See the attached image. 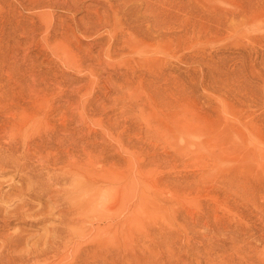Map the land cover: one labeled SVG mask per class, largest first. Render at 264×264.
Here are the masks:
<instances>
[{"label": "rangeland", "instance_id": "rangeland-1", "mask_svg": "<svg viewBox=\"0 0 264 264\" xmlns=\"http://www.w3.org/2000/svg\"><path fill=\"white\" fill-rule=\"evenodd\" d=\"M9 145L27 165L0 169V217L29 205L1 232L24 236L18 264L77 228L20 187L63 169L85 263L264 264V0H0Z\"/></svg>", "mask_w": 264, "mask_h": 264}, {"label": "bare ground", "instance_id": "bare-ground-1", "mask_svg": "<svg viewBox=\"0 0 264 264\" xmlns=\"http://www.w3.org/2000/svg\"><path fill=\"white\" fill-rule=\"evenodd\" d=\"M5 132V131H4ZM4 135V134H3ZM3 138V137H2ZM15 139V138H14ZM39 139V138H38ZM11 141H13V140H11ZM37 142V141H36ZM42 142V141H41ZM24 143H25V141H24ZM40 143V142H39ZM38 143V144H39ZM10 144V143H9ZM40 144H42V143H40ZM35 145H37V144H35ZM13 146H14V144H13ZM47 146V145H46ZM29 147V146H28ZM32 147V146H31ZM5 148H6V146H5ZM3 149V148H0V169H2V168H8V169H10V168H12V167H14V168H16L17 170H22L23 168H24V170H26L27 168H26V166L25 165H23L24 167H22L21 165H22V163H21V165L19 164V158H17V156H15V152H16V150H14L13 149V147L12 146H8L6 149ZM16 148H17V146H16ZM38 148V147H37ZM40 148V147H39ZM51 149V148H50ZM24 150V149H23ZM29 150V149H28ZM79 151V150H78ZM24 152V151H23ZM26 153H29L30 154V152H26ZM24 154H25V152H24ZM18 155H19V153H18ZM67 155V154H66ZM20 156H21V154H20ZM28 157V156H27ZM26 158V157H25ZM29 158H30V156H29ZM48 160V159H47ZM60 160V157L59 156H57V157H55V158H53L52 159V165H53V167L55 166L56 167V165H57V163H58V161ZM76 160V159H75ZM24 162V161H23ZM29 162V161H28ZM77 162V161H76ZM49 164V163H48ZM33 165V164H32ZM75 165H76V163H75ZM49 166V165H48ZM47 166V167H48ZM44 167V166H43ZM52 168V167H51ZM59 168V167H58ZM44 169V168H43ZM59 171H61L62 169H58ZM64 170V169H63ZM62 170V172H60V173H58V174H53L52 176H49L48 177V179L46 180V183H38V181H36V179L34 178V177H32V178H29V179H27V181H25L24 183H22V185L20 186V187H24V188H26L27 189V194H29L30 195V197L32 198V199H34V200H39V199H41V198H43V197H46V198H48V200L50 201V208L51 209H53V210H55L57 207H60V208H58V210H57V214L56 215H58V217H56L58 220H59V222H58V224H59V227L60 226H68V225H70V224H76L77 225V228H75V229H73V230H75L72 234H70L69 235V237H67V238H64V237H62V235H63V233L64 232H61L60 231V229L58 230V228H57V232L55 231V229L54 230H52V231H55L54 232V235H55V237H53V239L52 240H48L47 242H45V243H43V245H41V246H43V248L41 249V250H37V251H33V257H32V259H33V261L34 262H36V263H39L40 262V260L39 259H41L42 257H47L46 255L47 254H49V253H51V255H53L52 257L54 258V259H64V258H66L67 256H68V254H67V252H68V250L69 251H71V252H69L70 253V257H72V259H73V262H70L69 264H75V262H77V264H88V263H85L86 261H84V258H83V256H86V251H83V249H82V246H81V244L84 242H82V239H83V232L85 231H83L82 230V228H83V225H86V224H83V217H84V214L82 215V211H80V210H84V209H79L80 208V206H79V204L80 203H82V202H80V200L79 201H77V199L75 198V199H70L69 200V198H68V201H67V199L65 200V199H63V200H61L60 198H59V196L56 194V192H58V190L54 187V186H57V185H59L62 181H65L66 179H67V172L66 171H63ZM68 170V169H67ZM5 171V170H4ZM47 171V170H46ZM49 171H51L50 169H49ZM27 172H28V170H27ZM71 172V171H70ZM69 172V173H70ZM1 173H2V171H1ZM9 173V172H8ZM18 173V172H17ZM31 173V172H30ZM4 174V173H3ZM36 174V173H35ZM40 174V173H39ZM2 175V174H1ZM28 175V174H27ZM38 175V174H37ZM47 175V174H46ZM70 175V174H69ZM31 177V176H30ZM41 178V177H40ZM39 178V176H38V179L39 180H42V179H40ZM76 178V177H75ZM37 179V180H38ZM79 179V178H78ZM44 182V181H43ZM76 182V181H75ZM81 183V182H80ZM2 184H5V183H2ZM74 186V185H73ZM1 188V187H0ZM59 188V187H58ZM76 189V188H75ZM75 189H74V191H75ZM81 189V188H80ZM25 190V189H24ZM79 190V189H78ZM1 191V190H0ZM63 191H65V190H63ZM15 192V191H14ZM77 192V191H76ZM19 195L18 196H20V195H25L26 193H24L22 190H20L19 191ZM61 194H62V190H61V192H60ZM78 193V192H77ZM8 194V193H7ZM17 194V193H16ZM66 194H68L67 193V191H66ZM65 194V195H66ZM70 194V193H69ZM79 194H81V192L79 193ZM4 195V194H3ZM6 195V194H5ZM63 195H64V193H63ZM82 195V194H81ZM80 195V196H81ZM10 196V195H9ZM61 196V195H60ZM7 197V196H6ZM64 197V196H63ZM9 198V197H8ZM22 198V197H21ZM64 198H66V197H64ZM2 199H5V197L4 198H2ZM17 199H19V198H17ZM45 199V198H44ZM80 199H81V197H80ZM71 200H74L76 203H78V206H79V208H77V207H74V206H72V201ZM83 200V199H82ZM81 200V201H82ZM73 201V202H74ZM84 201V200H83ZM19 203V205H17L16 207H14L13 205V209L11 210V213H12V215H8V216H2L1 215V217H0V238H2V235H1V232H2V230L7 226V225H9L10 224V222H11V219L14 221V220H19V217H22L21 215H22V212H23V210L25 211V209L26 208H28V203L26 202V201H23V200H21V202L19 201L18 202ZM45 203V202H44ZM76 203H74V204H76ZM31 204V203H30ZM46 204V203H45ZM43 205V204H42ZM47 205V204H46ZM77 205V204H76ZM1 206V205H0ZM45 206V205H44ZM83 207V206H82ZM3 208V207H2ZM1 208V209H2ZM12 208V207H11ZM48 209H50L49 208V206L47 207ZM33 209V208H32ZM43 209V208H42ZM51 209H50V211H51ZM4 210V209H3ZM2 210V211H3ZM7 210H9L8 208H7ZM27 211V210H26ZM25 211V212H26ZM4 212V211H3ZM10 212V211H9ZM53 212V211H52ZM7 213H8V211H7ZM48 213H50V212H48ZM83 213H84V211H83ZM49 215V214H48ZM47 215V216H48ZM51 215V214H50ZM50 215H49V217H50ZM29 216H31V215H29ZM28 217V216H27ZM43 217H46V215L45 216H43ZM55 218V219H56ZM23 220V219H22ZM45 219H43V220H41V217L35 222V224H41L43 221H44ZM45 221H47V220H45ZM24 222V221H23ZM88 222V221H87ZM46 222H44V224H45ZM43 224V223H42ZM51 224V223H50ZM31 226H33V225H31ZM37 226V225H36ZM38 226H40V225H38ZM42 226V225H41ZM58 226V225H57ZM32 228V227H31ZM50 230V229H49ZM22 233H24V232H22ZM49 233H52V232H49ZM71 233V232H70ZM11 234V233H10ZM26 235V237H27V234H25ZM53 235V236H54ZM37 236V235H36ZM51 236H52V234H51ZM65 236V235H64ZM68 236V235H67ZM22 237H24V236H19V233H18V235H8V237H5V238H3V239H1V243H2V245H1V248H0V264H18L19 263V261H21V259H19V258H17V257H15V256H13V252H14V250H15V252H16V250H17V247L20 245H18V243H19V241H21L22 240ZM32 237V236H31ZM34 237V236H33ZM46 237V236H45ZM44 237V238H45ZM30 237H28V239H29ZM27 239V243H28V240ZM32 240V239H31ZM39 241H40V239H38ZM23 241H25V239L23 240ZM43 242V241H42ZM21 244H22V241L20 242ZM25 243H26V241H25ZM42 244V243H41ZM35 245H37V244H35ZM39 246V245H38ZM32 248V247H31ZM33 250V249H32ZM30 250H28V252H29ZM32 251H30V253H31ZM96 252V251H95ZM30 253H28V254H30ZM91 254V253H90ZM30 255H32V254H30ZM18 257H20V256H18ZM27 257V256H26ZM30 257V256H29ZM24 258V257H23ZM48 258V257H47ZM69 258V257H68ZM28 259V258H27ZM31 259V260H32ZM44 259V258H43ZM53 259V260H54ZM45 260V259H44ZM68 260V259H67ZM67 260H65V261H67ZM71 260V259H70ZM87 260V259H86ZM29 261V260H28ZM45 261H47V260H45ZM55 261V260H54ZM69 261V260H68ZM22 262V261H21ZM33 262V263H34ZM43 262V261H42ZM23 263V262H22ZM21 263V264H22ZM25 263V262H24ZM26 263H27V261H26ZM32 263V264H33ZM54 263V262H53ZM45 264V263H44ZM49 264V263H48ZM68 264V263H67ZM93 264H98V263H93Z\"/></svg>", "mask_w": 264, "mask_h": 264}]
</instances>
